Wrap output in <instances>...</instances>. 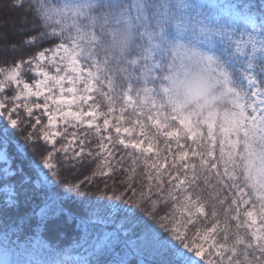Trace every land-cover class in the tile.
Returning <instances> with one entry per match:
<instances>
[{
  "label": "snow or ice",
  "instance_id": "snow-or-ice-1",
  "mask_svg": "<svg viewBox=\"0 0 264 264\" xmlns=\"http://www.w3.org/2000/svg\"><path fill=\"white\" fill-rule=\"evenodd\" d=\"M0 9V264H264V0Z\"/></svg>",
  "mask_w": 264,
  "mask_h": 264
},
{
  "label": "trees",
  "instance_id": "trees-1",
  "mask_svg": "<svg viewBox=\"0 0 264 264\" xmlns=\"http://www.w3.org/2000/svg\"><path fill=\"white\" fill-rule=\"evenodd\" d=\"M0 3H7V0H0ZM3 15H7V12L3 11L2 9H0V16ZM23 37L20 34H15V35H10L9 36V40L12 41H16L19 42ZM42 50L40 47L34 48V49H30V50H25L23 52L21 51H12L8 48L5 47L4 43L2 40H0V65H3L5 61H9L12 62L16 59L21 58V56L27 58V56L32 55L34 52ZM26 79L31 82L34 79L33 75H28L26 76ZM46 119V118H45ZM62 138H57V144H60ZM21 143H24L23 139L21 138ZM45 147H50V145H45L44 142L41 140L37 143L36 145V153L35 156L38 159L39 158V153L40 151H42ZM29 155H33L32 149L29 148L28 149ZM59 155V154H58ZM96 164L97 161H93L91 164V167L89 169H85L82 170L84 173H86L87 175H91V172L94 171L96 169ZM5 167V165L3 163H0V170H2ZM139 171V170H138ZM67 179H76V178H83V175L81 174H77L76 176H67ZM101 178L99 176L96 177V180L99 181ZM9 191L8 188L3 184L2 181H0V202H3L4 199L9 195ZM72 239V235L71 233L69 234V236L65 239V243L68 244L70 243Z\"/></svg>",
  "mask_w": 264,
  "mask_h": 264
},
{
  "label": "rangeland",
  "instance_id": "rangeland-1",
  "mask_svg": "<svg viewBox=\"0 0 264 264\" xmlns=\"http://www.w3.org/2000/svg\"><path fill=\"white\" fill-rule=\"evenodd\" d=\"M0 163H3L2 161H0Z\"/></svg>",
  "mask_w": 264,
  "mask_h": 264
}]
</instances>
